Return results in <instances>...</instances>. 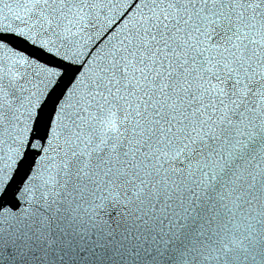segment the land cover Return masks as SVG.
<instances>
[{"label": "snow or ice", "instance_id": "6c2138e0", "mask_svg": "<svg viewBox=\"0 0 264 264\" xmlns=\"http://www.w3.org/2000/svg\"><path fill=\"white\" fill-rule=\"evenodd\" d=\"M0 184L10 239L111 205L167 244L202 211L183 264H264V0H0Z\"/></svg>", "mask_w": 264, "mask_h": 264}, {"label": "water", "instance_id": "95a60500", "mask_svg": "<svg viewBox=\"0 0 264 264\" xmlns=\"http://www.w3.org/2000/svg\"><path fill=\"white\" fill-rule=\"evenodd\" d=\"M114 2L121 3L122 0ZM36 56L46 63H55L54 60L57 59L48 54L36 53ZM61 79L62 83H66ZM51 87L53 86L50 85ZM23 152L29 155L20 157L23 161L20 164L21 171L15 176L14 182L20 181L24 172L31 174L32 169L39 166L40 155L37 150L30 149V145H27ZM2 188L3 185L0 184V190ZM7 203L9 205H5L6 207L14 209L24 207L20 201L12 199ZM39 210L45 211L43 208ZM100 212L105 217V222L101 224L94 221L76 223L67 216L54 219L44 229L45 235L42 237L33 235L10 239L2 234L7 226L0 225V264H183L182 253L191 245L203 219V212L197 211L191 219L182 222L187 223L188 227L177 232L167 248L160 237L156 238L161 242L151 238V231L155 227L152 224L129 223L122 218L119 209L111 205ZM163 227L160 226V234ZM213 239L217 248L232 242V237L227 232ZM33 244L36 246L27 248ZM201 264L209 262L205 260Z\"/></svg>", "mask_w": 264, "mask_h": 264}, {"label": "clouds", "instance_id": "9594fccd", "mask_svg": "<svg viewBox=\"0 0 264 264\" xmlns=\"http://www.w3.org/2000/svg\"><path fill=\"white\" fill-rule=\"evenodd\" d=\"M119 118L105 113L102 120L97 123V136L103 140L108 135H115L119 129Z\"/></svg>", "mask_w": 264, "mask_h": 264}]
</instances>
